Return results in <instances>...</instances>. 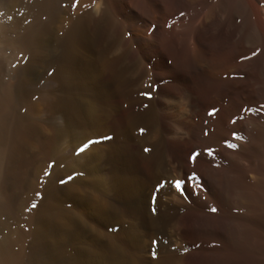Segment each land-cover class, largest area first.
Here are the masks:
<instances>
[{"label": "bare ground", "instance_id": "obj_1", "mask_svg": "<svg viewBox=\"0 0 264 264\" xmlns=\"http://www.w3.org/2000/svg\"><path fill=\"white\" fill-rule=\"evenodd\" d=\"M39 102L87 145L102 264H264V0H0V264L79 262L41 222L60 219L58 198L39 220Z\"/></svg>", "mask_w": 264, "mask_h": 264}, {"label": "rangeland", "instance_id": "obj_2", "mask_svg": "<svg viewBox=\"0 0 264 264\" xmlns=\"http://www.w3.org/2000/svg\"><path fill=\"white\" fill-rule=\"evenodd\" d=\"M32 121L38 123L39 126H40L39 127V174H40L41 171H44V172L46 171L45 172V177L43 176L44 177L43 179L39 177V220H40V216H41L40 215V210H41L42 206L45 204L46 200L50 196L51 197L54 196V198H58L59 205H60L59 210H60V214H61L60 215V219L53 222L51 217L49 218L48 216H44L42 218L41 222L43 224H46V228L53 229L54 231H56L57 237L61 238V239H64L65 240V244H66V242H68L66 247L68 245L72 246V247L68 246L67 249L69 251V254L71 256L73 255V258H75L77 256L76 258L79 259L78 264H85V263L86 264H102L100 262V259L98 258V256L101 255L103 253V251L105 250V247H103V246H105L106 242L110 239L111 232L109 230H106V231L103 230L102 231L103 233H100L99 230H101L102 229L101 228L99 230L95 229V231H93L94 232L93 233L91 231L90 227H89L90 213H89V210H88L89 207H87L88 206L87 178L84 177L86 175L85 174L86 172L84 171L85 168L83 167L84 165H80V164H84V151H82L83 153L81 151L76 152V150L74 149L72 138L68 134L69 132H66L67 131V130H65L66 127H64V125L62 124V121H60L57 118V116H55V113L51 109L49 110V108L42 107L40 105V102H39V115L36 116ZM59 122H60V124H59ZM70 151H73V153L70 152ZM36 155H38V151L36 149H30L29 151L24 153V159H25L24 162L25 163H23L22 165H18L19 163L15 162L13 164V169L12 170H13V174L14 175L12 174L11 180H10L12 216H14L13 214L17 210V208L19 207V204L21 203L22 199L25 198L28 195V193H29V191L26 188V186L29 183H31V182H35V180L33 178V171H34L35 164L34 165L32 164V160H33V158ZM81 156H82V158H81ZM71 159H72L73 162L71 161ZM66 167H68V168H66ZM17 176H19V177H17ZM52 176H54V177H52ZM46 177L48 179H46ZM70 177L72 179L71 181L69 179ZM73 177H74V179H73ZM80 178H82L83 180L80 179ZM16 180H17V182H16ZM76 181H77V183H76ZM77 187H79V188H77ZM49 188H51V189H49ZM68 192H69V194H68ZM76 192H78V194ZM55 193H57V194H55ZM58 193H60V194H58ZM46 196H48V197H46ZM73 196H74V198H73ZM76 197H77V200H76ZM44 198H45V200H44ZM72 200H73V202H72ZM75 203H77V204L75 205ZM110 203L113 204L115 207L118 205V203L115 202V201L114 202L110 201ZM108 205H110V204L108 203ZM74 207H76V208H74ZM115 207H112V208H115ZM82 215L84 217H82ZM12 216L8 218L10 221L13 219ZM98 221L100 222V220L98 219L95 224H96L97 228H100ZM149 221H150V223H149ZM160 223H161V221L159 222V220H156V219L151 218V217L148 218L149 228L153 232H155V231H157L159 229ZM231 230H232V233H233V231H234L233 224H232ZM76 233H77V235H75ZM69 235H71V237H73V236L74 237L75 236L78 237V241L74 242V240L75 239L77 240V238L73 237L74 239L72 240V238ZM85 236H86V238H85ZM39 239H41L42 241L44 239L45 241H43V242H47V243L50 242L49 239L46 237L45 232H43L41 230L39 231ZM70 240H72V241H70ZM81 240H83V241L81 242ZM144 240H146V238H142L141 237V238L137 239L136 242H135V244L138 246L137 249H139V250L136 251V252H139V253L135 252L137 254V256H141L143 254L141 245H143ZM77 242H78V244H77ZM83 244H85V245H83ZM98 244H100V245H98ZM92 245L94 246V248H93ZM84 246L86 248H84ZM76 248H78V249H76ZM83 248L85 249L84 252H82L84 250ZM75 249H76L77 252H75ZM98 249H99V252H98ZM79 250L82 252V254L83 253L84 254L82 255L81 252H79ZM79 255L81 256V258L83 256V260L81 258H78V257H80ZM85 256H86V258H84ZM87 256L89 257V259H88ZM80 259H81V261H80ZM86 259H87V261H86Z\"/></svg>", "mask_w": 264, "mask_h": 264}, {"label": "snow or ice", "instance_id": "obj_3", "mask_svg": "<svg viewBox=\"0 0 264 264\" xmlns=\"http://www.w3.org/2000/svg\"><path fill=\"white\" fill-rule=\"evenodd\" d=\"M75 6H76V4H73V7H75ZM104 139H110V138H109V137H105ZM86 147H87V145L81 147V148L79 149V151H81V152L84 151ZM229 147L235 148L236 145H234V144H229ZM145 151H148V150L145 149ZM208 155L212 156V155H213V150H209ZM192 158L195 159V155H194ZM46 174H47V173H46ZM69 179H71V177H70ZM190 181H191L193 184H195L196 186H200V185H199V178H198V177H196V176H192V177H190ZM62 182H63V181H62ZM182 183H183V182H181V181H176V182H175V187H176L178 190L182 189ZM38 195H39V194H38ZM32 207L35 208V207H36V204L33 203V204H32ZM211 211L215 212L216 209H215V208H212ZM156 243H157L156 241H153L152 255H153L154 258H155V256H156V250H155V245H156Z\"/></svg>", "mask_w": 264, "mask_h": 264}]
</instances>
